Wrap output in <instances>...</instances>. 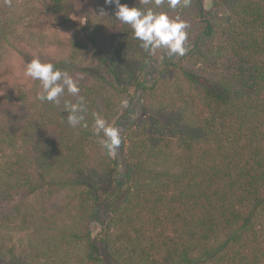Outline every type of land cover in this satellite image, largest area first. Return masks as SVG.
I'll use <instances>...</instances> for the list:
<instances>
[{
  "label": "trees",
  "instance_id": "16d2710c",
  "mask_svg": "<svg viewBox=\"0 0 264 264\" xmlns=\"http://www.w3.org/2000/svg\"><path fill=\"white\" fill-rule=\"evenodd\" d=\"M26 1L30 11H40L39 24L52 16L67 22L61 29L69 33L70 54L54 64L82 74L88 127H76L84 131L79 145L71 134L65 141L73 128L63 101L71 97L41 103L39 82L30 78L35 99L27 116L38 117L32 129L55 124L59 130L39 143V134L14 129L17 118L3 94L13 92L5 79L15 77L8 72L15 63L0 57V264H264V0H213L209 10L204 0L175 11L161 5L157 10L179 13L190 24L189 50L176 58L144 50L118 19L110 44L101 39L111 31L92 14L84 26H70L69 0ZM115 11L114 5L110 15ZM2 18L0 8L6 53L12 41ZM21 42L28 53L37 49L31 40ZM159 53L167 59L154 66ZM136 104L138 119L152 114L134 124ZM100 107L109 123L121 114L122 143L112 156L104 150L101 166L92 168L83 162L84 142L98 139L92 113L105 118ZM132 129L137 142L127 144ZM8 153L12 159L4 164ZM42 229L59 238L41 253L35 239Z\"/></svg>",
  "mask_w": 264,
  "mask_h": 264
},
{
  "label": "rangeland",
  "instance_id": "374dc122",
  "mask_svg": "<svg viewBox=\"0 0 264 264\" xmlns=\"http://www.w3.org/2000/svg\"><path fill=\"white\" fill-rule=\"evenodd\" d=\"M212 1L213 0H204V6L205 9L209 10L212 6ZM70 5V17L72 24H69L70 26H77L81 27L86 24V15L92 14L90 16L94 17L96 22H98L99 25L104 26L106 29H108V32L111 31L112 35L107 36L104 35L102 37V41H108L110 44V38L117 39V34H119V22L115 18L114 15H110L111 8L114 7V4H106L105 0H69L68 1ZM0 8L2 9V23L7 24L8 30V40H10L11 43V48L6 53H2L3 51L0 50V57L9 59L6 62V65L9 66L10 64L15 63V70L12 69L11 67L9 68L8 72H15V77L13 78H8V82L5 79L6 86L13 87V92L11 94L5 93V95L9 101L5 103V105H10L11 106V113L17 118L16 124L11 126L15 128L23 127V132L27 133L31 136H33L34 133L39 134L37 136L39 143L41 141H47L48 136L50 135H55V133L59 130L58 126L55 124H52V126H49V128L44 129L43 131L39 130H34L32 129L33 127H36V124L38 122V117L37 115H29L27 116L31 105L33 103L34 98V90L29 88L30 83V78L25 75V68L26 64L28 61L33 59L36 56H39L41 60L43 61H50L55 63V61H58V59H63L66 58L70 54V50L68 49L69 43L68 41H65L66 36L69 34L65 29H61L66 27L67 22L63 19L62 16H52L47 19H43L42 22L39 24V21L41 20V16L38 18L36 17L40 11H30L28 8V2L26 0H12V7H8L5 1H2L0 3ZM6 13L7 15H3ZM94 15V16H93ZM51 23V26L49 25ZM68 25V26H69ZM111 26V27H109ZM104 28V29H105ZM61 29V31H60ZM52 32H56L57 38L54 40V34ZM19 36V37H16ZM107 36V37H106ZM17 38V39H16ZM63 38L62 40H59ZM21 40H31L33 41V44L37 49H35L32 53H28L29 49H26L23 47V42ZM63 41V43H61ZM1 43V42H0ZM5 46H7L6 43H3ZM1 45V44H0ZM1 48V46H0ZM28 51V52H27ZM27 53V54H26ZM79 59L78 61H81V64L83 65L86 62L85 59V52H80L79 53ZM167 54L159 53L157 56L154 58V66H158L161 64V62H164L167 59ZM175 56V55H172ZM178 56H175V58ZM76 71L71 72L73 73V76H75ZM174 78L170 77V81L172 82ZM83 79L81 83L79 84L81 90L83 88ZM183 85V84H182ZM25 91L27 95H22L19 94L20 92ZM19 92V93H18ZM66 98L74 99L76 97L71 96L70 94L66 93L65 94ZM73 97V98H72ZM147 100V97H144ZM70 99V100H71ZM145 100V101H146ZM147 102V101H146ZM23 107V108H22ZM157 107V105H156ZM102 111H106L104 107H100ZM176 110H174L173 113H170V117L176 118ZM152 113L148 112L146 116L138 119L142 115V109L139 104H136V106L132 110V116L134 118H137L138 121H134V124H137V122H140L143 118H148ZM121 115V114H120ZM119 115V116H120ZM158 115V114H156ZM103 116V115H102ZM119 116H116L111 123L108 121L110 125L119 127L121 129V126L124 125L123 122H120ZM105 119L107 120V114L105 112ZM136 119V120H137ZM143 119V120H144ZM37 120V121H36ZM31 123H36L34 126L31 125ZM29 125V126H26ZM135 129V126L133 127ZM131 130L130 133L128 134L126 132L125 134V139L126 143L129 144L131 140H136V131ZM142 134L147 132V127L142 126ZM134 131V132H133ZM84 131L78 130L77 128H73V130H67L65 133H68V135H65V141L68 140L69 134H71L74 139L75 143L77 144L76 140L81 139V134ZM56 136V135H55ZM86 141L84 142V159L83 162H88L91 164L92 168H94L96 165L98 168L102 164L103 160V153L104 149L102 148L101 144L98 143V139L94 140L93 138H88L85 139ZM33 145V143H31ZM79 145V144H77ZM20 149V148H18ZM11 153H8L6 155L5 161H2L4 164H7L6 162H9L11 159L8 158ZM16 155V153H15ZM79 160V159H77ZM1 163V162H0ZM99 172L101 170H98ZM34 173V172H32ZM24 179V177H23ZM25 181V179H24ZM26 182V181H25ZM125 190V188H124ZM123 193L125 194V191ZM120 193L116 202L117 205H120L121 201L123 200L124 194ZM69 196V193H68ZM56 198L58 200H66L67 199V194L66 193H57ZM20 197L17 199L19 200ZM33 198L29 197V201H32ZM24 210L28 209V206L24 202ZM105 210L101 209V213H103ZM104 215L107 216L108 214L104 212ZM170 233V232H169ZM32 235V234H30ZM58 233L53 232V231H46V230H41L38 237L35 239V247L42 253L46 251L47 247L46 244L50 242L52 239H55L58 237ZM59 238V237H58ZM106 256V255H105Z\"/></svg>",
  "mask_w": 264,
  "mask_h": 264
},
{
  "label": "clouds",
  "instance_id": "9594fccd",
  "mask_svg": "<svg viewBox=\"0 0 264 264\" xmlns=\"http://www.w3.org/2000/svg\"><path fill=\"white\" fill-rule=\"evenodd\" d=\"M8 7H12V0H5ZM106 4H114L115 17L122 24L132 30L140 47L149 52L163 49L169 55L183 56L189 50L188 43L190 24L179 13L175 16L168 11L157 10L167 4L170 10L175 11L178 6L188 7L190 0H138V4L129 6L121 0H105ZM153 5L143 7L141 5ZM65 63H68L65 60ZM25 75L33 81L39 82L40 90L36 99L41 103L60 104L65 93L76 97L75 102L65 99L63 111L67 112V123L72 128L77 126L87 128L86 115L88 113L87 100L80 95L79 86L82 74L73 76L67 69L60 68L50 61H43L39 56L34 57L26 64ZM122 107L128 106L126 99L121 100ZM93 134L98 138L102 148L109 156L115 154L122 143V133L119 127L110 125L98 112L92 113Z\"/></svg>",
  "mask_w": 264,
  "mask_h": 264
}]
</instances>
